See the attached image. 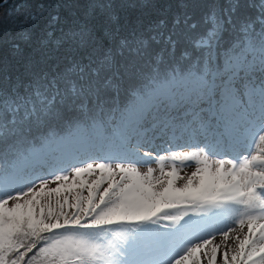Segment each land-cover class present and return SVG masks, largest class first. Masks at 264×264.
Wrapping results in <instances>:
<instances>
[{
  "label": "snow or ice",
  "instance_id": "1",
  "mask_svg": "<svg viewBox=\"0 0 264 264\" xmlns=\"http://www.w3.org/2000/svg\"><path fill=\"white\" fill-rule=\"evenodd\" d=\"M110 7L57 41L83 54L63 70L3 75L0 264H217L221 245V264H264V0L213 3L202 21L182 4L167 34L160 20L106 48L117 17L89 18Z\"/></svg>",
  "mask_w": 264,
  "mask_h": 264
},
{
  "label": "trees",
  "instance_id": "2",
  "mask_svg": "<svg viewBox=\"0 0 264 264\" xmlns=\"http://www.w3.org/2000/svg\"><path fill=\"white\" fill-rule=\"evenodd\" d=\"M252 2L258 4L259 0ZM213 3L224 6L226 0H9L0 6V87L5 86L4 74L11 78L13 84L17 76L27 83L30 77L25 76L24 71L28 64L33 65L35 72L54 73L63 70L68 65L70 57L78 59L82 56V53L71 51L70 41H65L59 47L57 41L80 27L88 13L93 11L91 8L93 4L111 7L105 10L103 16L98 15L100 9H95L97 15L89 18L91 24L103 21L108 13L117 17L116 24L111 22L108 24L115 33L114 38L111 40L103 38V44L107 48L115 47L121 39L150 37L152 35L149 31L150 26L158 24L160 20L166 21L167 27L162 31L167 34L175 15L182 11V4L188 5L187 11L193 13L194 21H202L204 14L209 11V5ZM241 3L247 5L249 0H241ZM245 10L253 18L257 14L255 8ZM32 17L37 19L33 21ZM53 17L59 19L53 21ZM21 30H30L32 33V39L27 44L15 39ZM202 30V27H198L191 35ZM49 32L52 33L51 36L48 35ZM97 35L102 36V33L97 32ZM42 41L46 43L42 44ZM14 43H20L21 52L18 53L13 48ZM163 46V42L151 44L154 52H158ZM189 47L181 40L176 49V57ZM20 90L23 92V88ZM44 131L46 129L38 130L34 134Z\"/></svg>",
  "mask_w": 264,
  "mask_h": 264
},
{
  "label": "rangeland",
  "instance_id": "3",
  "mask_svg": "<svg viewBox=\"0 0 264 264\" xmlns=\"http://www.w3.org/2000/svg\"><path fill=\"white\" fill-rule=\"evenodd\" d=\"M171 150H172V151H184V152H186V151H191V149L188 148V147H183V148H172ZM158 155H166V153H165V151L162 150V151H160V152L158 153ZM220 157H223V156H220ZM171 161H172V159H170V156H169V158L165 159V161L163 162L165 168H166V169H169V168L172 167L173 164H175V166H176L178 169H181V172H180V175H181V176L190 175L191 172L194 171L195 168H196V164H195V162H193V161H186V164H181L180 162H178V163H172ZM143 168H144V166H140V167H139V169H140L141 172H144V171L147 170V169H146L147 166L145 167V170H142ZM155 168L157 169V173H156V175H158V174H159V164H156ZM182 183H183V180H178V181H177V184H178V185H179V184H182ZM52 186H55V185H52ZM85 194H86V193H85ZM198 218H199V217H194V219H198ZM185 219H187V217H186ZM237 227H238V226H237ZM245 230H246V229H245ZM230 235H234V233H231ZM222 240H223V237H222L221 235L217 234V235H216V239L214 240L213 243H221ZM228 243L231 244L232 241L229 240ZM208 247H209V249H210V248H211V245H209ZM223 250H224V246L221 245L220 252L218 253V256H217V264H221V259H222L221 254H222Z\"/></svg>",
  "mask_w": 264,
  "mask_h": 264
},
{
  "label": "water",
  "instance_id": "4",
  "mask_svg": "<svg viewBox=\"0 0 264 264\" xmlns=\"http://www.w3.org/2000/svg\"><path fill=\"white\" fill-rule=\"evenodd\" d=\"M9 0H0V6L7 3Z\"/></svg>",
  "mask_w": 264,
  "mask_h": 264
}]
</instances>
